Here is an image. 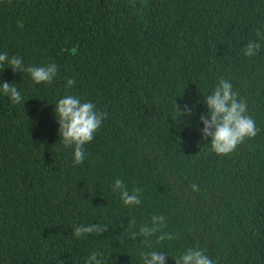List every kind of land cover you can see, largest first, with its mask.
I'll return each mask as SVG.
<instances>
[{
	"label": "trees",
	"instance_id": "trees-1",
	"mask_svg": "<svg viewBox=\"0 0 264 264\" xmlns=\"http://www.w3.org/2000/svg\"><path fill=\"white\" fill-rule=\"evenodd\" d=\"M5 52L58 74L37 85L0 72L23 97L0 93V264H85L96 251L104 264H143L150 250L175 264L193 247L216 264H264V0H0ZM221 79L259 129L226 156L199 119ZM65 95L107 114L79 165L54 113ZM175 103L193 116L178 119ZM117 178L142 189L140 205L123 204ZM154 215L176 238L148 249L132 234ZM89 223L108 230L77 239Z\"/></svg>",
	"mask_w": 264,
	"mask_h": 264
},
{
	"label": "clouds",
	"instance_id": "clouds-1",
	"mask_svg": "<svg viewBox=\"0 0 264 264\" xmlns=\"http://www.w3.org/2000/svg\"><path fill=\"white\" fill-rule=\"evenodd\" d=\"M257 35H261L257 30ZM261 45L255 41H249L243 48L247 57H254L258 54ZM11 69L13 73H27L32 81L39 85L41 83L52 84L58 74V66L51 62L43 66H26L19 56H9L8 53H0V72ZM74 79L66 81V87L71 88L75 84ZM0 93L8 97L12 104L23 102L22 94L18 86L13 82H5L0 79ZM208 109L206 114L200 116V123L203 125L201 136L203 139L210 138L211 151L217 156H226L232 153L238 145L246 139L255 138L259 132L255 121L247 114V104L238 99V93L233 90V85L226 79L218 82L211 95L204 99ZM175 109L179 113L178 119L193 116L194 106L185 104L181 109L175 103ZM55 117L59 125L60 141L67 148L73 149L74 164H82L85 160L84 146L90 143L94 134L100 128L106 113L98 111L91 102H82L75 95H65L60 98L54 108ZM177 119V120H178ZM193 191H198L197 185H192ZM113 190L120 194V198L126 207L138 206L141 204L142 189L134 188L129 191L123 180L117 178L113 184ZM135 224V220L130 222ZM166 227L165 217L154 215L151 223H145L139 227L138 233L143 237L142 243L148 249L152 248L151 237L156 236L157 243L165 240L171 241L176 237L172 233L162 231ZM107 227L99 223L81 224L75 227L73 235L79 239L89 234H103ZM159 233V235H157ZM140 256L143 264H165L168 256L159 251H141ZM104 253L92 252L85 264H104ZM175 264H216L199 247H193L179 255Z\"/></svg>",
	"mask_w": 264,
	"mask_h": 264
}]
</instances>
